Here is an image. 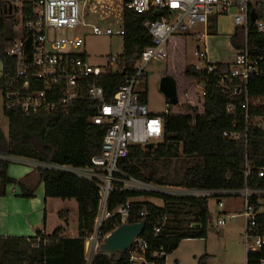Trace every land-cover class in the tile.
Wrapping results in <instances>:
<instances>
[{
	"label": "trees",
	"instance_id": "16d2710c",
	"mask_svg": "<svg viewBox=\"0 0 264 264\" xmlns=\"http://www.w3.org/2000/svg\"><path fill=\"white\" fill-rule=\"evenodd\" d=\"M126 2L127 0H121L120 4L124 29L121 56L131 62L151 43V37L144 29L143 22L158 17L154 14V7L147 12L136 13L125 7ZM262 5L260 11L264 13V3ZM211 24L212 29L215 28V20H212ZM16 25L17 21L13 16L3 11L0 6L1 90L4 80L11 77L15 69L16 58L8 55L7 50L16 38ZM172 37L173 35L167 42L166 63ZM248 41L251 42L250 49H255L254 53L264 56V32L250 31ZM230 43L235 49L243 46L244 32L241 26H235ZM209 64L213 66L212 72L198 69L194 65H185L182 71L185 78L205 81L204 95L194 93V99L199 97L200 112L197 111V107L191 105L192 102H180L175 79L178 97L175 105H178L180 110L172 112L170 109L169 113L162 114V138L153 149H146L140 145L130 146L127 156L118 160L120 171L159 185L227 190H238L245 185L264 186L257 178V169L264 165V125L255 119L264 116V76L249 78L245 84L235 80L228 88H223L217 85L219 75L230 71V63ZM122 78V73L105 74L101 84L106 94L112 95ZM237 86H240L239 91L236 89ZM140 100L147 102L145 92L141 93ZM245 102L250 117L247 124L246 112L242 107ZM228 105H232V108L228 109ZM3 114L8 120L7 138L0 131V154L4 156L84 166L90 163L92 156L99 153L106 131L105 125H95L89 121V108L86 102L76 104L65 115L40 113L30 116H25L17 108L7 110L3 104ZM224 132L227 133L226 136L223 135ZM238 133L239 139L234 136ZM180 156L194 162L184 166L178 182L168 183V174L159 175L158 167L152 161H161L169 165ZM10 163L9 160L0 159L2 195L7 185L18 183L7 174ZM246 164L250 170L247 177L244 174ZM37 171L39 180L44 185L45 197L76 200L78 235L68 237L64 235V230L60 226L51 234L38 231L35 236H39L40 241L36 247L35 236H0V264H86L84 237L89 235L93 228L99 204L98 188L70 174L43 168H38ZM19 185L21 196L33 197V190H26ZM141 196L159 198L163 204L157 206L150 201L136 200ZM208 201L207 197H181L119 189L109 194L107 208L113 211L127 203L126 222L145 220L141 236L146 240L148 252L163 248L166 254H169L183 239L206 237V227L211 217ZM141 211L145 212L143 216H140ZM182 213L192 216L190 221L192 225L184 227L175 225L180 223L176 216ZM168 215L174 216L172 221L175 224L172 226L168 225L170 220ZM164 219L165 223L160 232L154 236L153 227ZM258 220L259 223L264 221V213L258 216ZM121 223V217L116 213L104 223L103 234H107ZM128 254V251L122 252L116 264H130ZM262 256L261 252L246 253V264H259ZM163 261L165 262V259ZM207 261L208 256L203 254L196 259L195 264H207ZM113 262L114 255L108 256L97 252L91 264Z\"/></svg>",
	"mask_w": 264,
	"mask_h": 264
},
{
	"label": "built area",
	"instance_id": "2783aa9c",
	"mask_svg": "<svg viewBox=\"0 0 264 264\" xmlns=\"http://www.w3.org/2000/svg\"><path fill=\"white\" fill-rule=\"evenodd\" d=\"M88 0H0L3 11L13 16L20 24V35L16 36L7 50V54L16 58L14 73L4 80L2 86L5 109H19L25 116L40 113L65 115L78 103L86 102L89 108L88 119L95 125H105L100 151L90 158L84 166L42 162L16 156H4L0 159L15 163H26L36 169H49L70 174L94 184L99 191V204L93 220V228L84 237L86 264H91L104 238V223L118 213L121 222H126L128 204H122L113 211L108 210L109 194L114 190L131 189L181 197H217V206L223 207L222 196H241L245 217L244 245L246 253L263 255L259 264H264V221L259 223L261 199H264L263 187L245 185L238 190L190 188L180 185H159L147 182L123 173L118 168V160L127 156L130 146L160 140L163 130V116L152 114L146 102L140 100L141 94L135 93L136 84L147 76L146 67L153 61L165 62L167 42L176 31L186 33L188 26L206 23L209 15H223L231 10L233 24L241 26L244 32V44L235 50L230 63V71L219 75L218 86L228 88L238 80L245 84L249 78L264 76V56L250 49L248 41L250 31L264 32V13H261L264 0H127L125 7L136 13L147 12L154 7L162 15L155 20H145L143 27L151 37V43L145 46L138 58L127 61L121 55H110L103 64L90 63L84 52L77 49L82 46L80 37H66L60 34L62 29L75 28L78 25L89 26L94 34L123 35V26L113 30L108 25L99 26L84 21L80 3L85 7ZM260 11V14L259 12ZM251 13L256 19L251 20ZM263 17V18H262ZM19 19V22H18ZM16 25V26H17ZM204 60V54L195 52ZM205 61L202 68L208 72L213 66ZM108 73H122L123 78L112 95L106 94L101 84ZM204 82L200 80L204 95ZM237 91L240 86H237ZM245 123L249 115L246 102ZM232 105H228L231 109ZM169 113L167 110L163 114ZM264 125V116L255 117ZM227 135L226 132L223 133ZM239 139L240 134L234 135ZM250 170L246 164L245 177ZM257 178L264 183V165L257 169ZM145 214L140 212V216ZM236 215H231L235 218ZM165 219L153 227V235L160 232ZM218 225H224L225 219L219 218ZM35 236V234L33 235ZM34 246L40 241L35 236ZM46 243V240L43 241ZM130 264H165L162 260L167 254L163 248L148 252L145 238L138 236L127 250ZM161 262V263H160Z\"/></svg>",
	"mask_w": 264,
	"mask_h": 264
},
{
	"label": "rangeland",
	"instance_id": "374dc122",
	"mask_svg": "<svg viewBox=\"0 0 264 264\" xmlns=\"http://www.w3.org/2000/svg\"><path fill=\"white\" fill-rule=\"evenodd\" d=\"M120 4L121 0H88L85 7L83 3H80V6L86 23L99 26L108 25L113 30H119L122 28ZM232 13L233 11L231 10L229 16H218L217 28L212 33L208 32L203 24L199 23L188 26L189 33H183L185 35L176 31L174 33L177 35L175 36V44L169 52L167 63L166 61L153 60L147 65V76L136 84L135 93L139 95L145 92L146 103L152 114L161 115L170 109L172 112L180 110L178 105L169 104L167 102L168 99L160 90V80L169 72L177 80L180 102L190 101L192 102L191 105L197 107V111L200 112L199 97L194 99V93H198L201 96L202 88L199 85V80L183 77L182 71L185 65H194L198 68H202L205 65V61L198 54H195L199 50L198 47L200 49L203 48V42L199 40V35L204 33L207 35L209 56L207 62L214 63L218 61L225 63L230 61L233 57V52L228 44L229 40L226 32L234 25L230 15ZM15 31L16 36H19L20 24L15 26ZM60 34L66 37H80L83 44L77 50L84 52L90 63L103 64L110 55L119 56L123 52L122 35L94 34L89 26L84 25H78L71 29H62ZM0 131L6 137L8 136V120L3 114L1 89ZM159 141L155 140L154 142L158 143ZM192 162L194 160H187L182 156L172 160L169 165L161 161H152L158 167L159 175L168 174V183L178 182L184 166ZM136 200L150 201L158 206L163 204L161 199L150 196H141L136 198ZM50 201L54 202L49 213L51 226L57 223V227H62L66 234L78 235V205L76 200L52 197ZM221 201L223 202V207L219 208L217 206V197L209 198L208 207L211 217L206 227V237L183 239L176 249L167 254L165 258L166 264H195L196 259L203 254L208 256L207 264H246L247 249L244 245L245 217L241 215L243 212V198L238 195H226L221 197ZM260 202L262 204L261 211L264 213V199H261ZM62 214H64L65 220L62 219ZM231 215H236V217L232 219ZM173 218V215H168V219H170L169 222L167 221L168 225L172 226L175 224L172 221ZM177 218L180 219V223L175 225H181V227L192 225V223L190 224L192 220L190 214L182 213L176 216ZM219 218L225 219L224 225L217 224ZM49 230L51 231H47V233L53 231V229Z\"/></svg>",
	"mask_w": 264,
	"mask_h": 264
},
{
	"label": "crops",
	"instance_id": "0c3cea01",
	"mask_svg": "<svg viewBox=\"0 0 264 264\" xmlns=\"http://www.w3.org/2000/svg\"><path fill=\"white\" fill-rule=\"evenodd\" d=\"M226 15L229 16V13L223 15L211 14L209 15L206 23H199V24H203L204 28H206L208 32L210 31V33H212V31L215 30V28H217L218 16H226ZM230 15L232 18V14ZM212 20H215V28L213 29L211 27ZM232 22H233V18H232ZM234 29H235V25H233V27L228 32H226L229 40L228 44L230 45L233 52V57L236 49L230 43V36L233 33ZM187 33H189L188 29L185 34ZM175 36L177 35L174 34L173 37L170 39V43L168 46L170 51L174 47L176 40ZM199 40L203 42V48L200 49V47H198L199 50L197 52L203 53L205 57L204 60L208 61L209 56H208L206 33L199 35ZM233 57L230 59V61H228V63H231ZM209 63H213V62H209ZM214 63H221V62L217 61ZM1 69H2V64L0 62V76H1ZM176 89H177V84H176ZM4 136L6 137V135ZM13 165H17V166H13ZM7 174L10 177L16 179L18 183L7 185L4 188L3 195L1 194L2 187L0 186V236L31 237L38 231H41L45 234H51V233H47V231H51L49 229L54 230L57 227V223L51 226L49 220L51 205L52 204L54 205V202L50 201L51 199L50 197H45L44 185L39 180V174L37 169L26 163L11 162L7 168ZM19 184H21L26 190H33V197L21 196L20 195L21 188ZM61 216L63 217L62 219H64L65 217L64 214H62ZM64 235L68 237L77 236V235L66 234V232H64Z\"/></svg>",
	"mask_w": 264,
	"mask_h": 264
},
{
	"label": "water",
	"instance_id": "95a60500",
	"mask_svg": "<svg viewBox=\"0 0 264 264\" xmlns=\"http://www.w3.org/2000/svg\"><path fill=\"white\" fill-rule=\"evenodd\" d=\"M155 16H161V10L154 11ZM256 19V14L251 13V20ZM160 90L168 99L169 104L175 105L178 102L176 81L170 75H164L160 80ZM156 146L155 142H150L144 145L146 149H153ZM145 227V220L141 219L138 222L128 223L122 222L110 232L105 234L102 242L99 245L98 252L108 256L114 255L116 264L122 252L127 251L134 243L135 238L140 236Z\"/></svg>",
	"mask_w": 264,
	"mask_h": 264
},
{
	"label": "bare ground",
	"instance_id": "6f19581e",
	"mask_svg": "<svg viewBox=\"0 0 264 264\" xmlns=\"http://www.w3.org/2000/svg\"><path fill=\"white\" fill-rule=\"evenodd\" d=\"M158 17V16H157ZM160 17V16H159Z\"/></svg>",
	"mask_w": 264,
	"mask_h": 264
}]
</instances>
